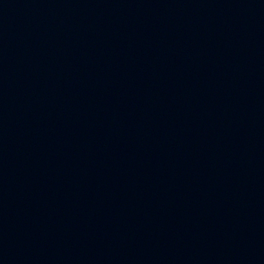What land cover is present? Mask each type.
Listing matches in <instances>:
<instances>
[{
	"label": "water",
	"instance_id": "obj_1",
	"mask_svg": "<svg viewBox=\"0 0 264 264\" xmlns=\"http://www.w3.org/2000/svg\"><path fill=\"white\" fill-rule=\"evenodd\" d=\"M0 264H264V0H0Z\"/></svg>",
	"mask_w": 264,
	"mask_h": 264
}]
</instances>
